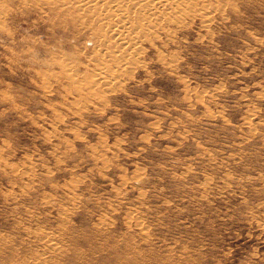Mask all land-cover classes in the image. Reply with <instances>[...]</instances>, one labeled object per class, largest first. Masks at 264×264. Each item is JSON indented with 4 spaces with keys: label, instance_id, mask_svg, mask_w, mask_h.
Masks as SVG:
<instances>
[{
    "label": "rangeland",
    "instance_id": "rangeland-1",
    "mask_svg": "<svg viewBox=\"0 0 264 264\" xmlns=\"http://www.w3.org/2000/svg\"><path fill=\"white\" fill-rule=\"evenodd\" d=\"M161 2L0 0V264H264V0Z\"/></svg>",
    "mask_w": 264,
    "mask_h": 264
},
{
    "label": "bare ground",
    "instance_id": "bare-ground-1",
    "mask_svg": "<svg viewBox=\"0 0 264 264\" xmlns=\"http://www.w3.org/2000/svg\"><path fill=\"white\" fill-rule=\"evenodd\" d=\"M111 1V0H110ZM162 0H112V4L111 5H113L114 6V8H116L117 9V13H114L112 16H116L117 18V20H120L123 16H122V13H120V11H122V7L124 6V5H126L127 3H129V4H137V3H140V4H142V3H145V5H147L149 8L151 7H154V8H156L157 7V5H160V2H161ZM174 1H176V4H177V2L179 3V0H174ZM171 3H172V1H170ZM169 2V3H170ZM162 3V2H161ZM163 3H164V1H163ZM106 4V3H105ZM173 4H174V2H173ZM172 4V5H173ZM132 5V6H133ZM143 5V4H142ZM161 6V5H160ZM170 6V5H169ZM177 7V5L176 6H174L173 7V9L174 8H176ZM150 8V9H151ZM160 8V7H159ZM160 10V9H159ZM175 10V9H174ZM113 10H111V11H109V13L110 12H112ZM144 15V14H143ZM127 16V15H126ZM140 16V15H139ZM148 16V15H147ZM144 16H142V18H143ZM139 20V19H138ZM159 20V19H158ZM122 21V20H121ZM141 23H142V21H141ZM151 24V23H150ZM111 25H113V24H111ZM139 25V24H138ZM141 25V24H140ZM142 25H143V23H142ZM118 27H120V26H118ZM133 27V26H132ZM141 27V26H140ZM143 27V26H142ZM141 27V28H142ZM116 28V27H115ZM124 28V27H123ZM148 28V27H147ZM116 31H117V33L119 34V32H122V31H120L119 29H115ZM132 30H134V29H132ZM146 30V29H145ZM114 33H115V31H114ZM122 34V33H121ZM120 35V34H119ZM100 68V67H99ZM62 70V69H61ZM70 74V73H69ZM69 74H68V76H69ZM87 74V73H86ZM99 74V73H98ZM97 75V73L95 72V74L94 75H92V76H96ZM81 76V75H80ZM83 78H85V76L87 77V75H84L83 74ZM70 78V77H69ZM71 78H74V77H71ZM96 78H98L97 76H96ZM96 78H89L88 77V79H86L85 81H86V86H87V84L88 85H90V84H93V83H95V81L94 80H96ZM107 78V77H106ZM78 79V78H77ZM110 79V78H109ZM71 80H74V79H71ZM89 82H91V83H89ZM93 82V83H92ZM91 87V86H90ZM13 170H15V169H13Z\"/></svg>",
    "mask_w": 264,
    "mask_h": 264
}]
</instances>
